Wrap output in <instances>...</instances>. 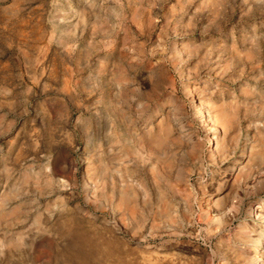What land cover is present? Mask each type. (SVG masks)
I'll use <instances>...</instances> for the list:
<instances>
[{
    "label": "rangeland",
    "instance_id": "374dc122",
    "mask_svg": "<svg viewBox=\"0 0 264 264\" xmlns=\"http://www.w3.org/2000/svg\"><path fill=\"white\" fill-rule=\"evenodd\" d=\"M63 216L123 264H264V0H0V264Z\"/></svg>",
    "mask_w": 264,
    "mask_h": 264
},
{
    "label": "bare ground",
    "instance_id": "6f19581e",
    "mask_svg": "<svg viewBox=\"0 0 264 264\" xmlns=\"http://www.w3.org/2000/svg\"><path fill=\"white\" fill-rule=\"evenodd\" d=\"M195 115L204 123H212V118L206 116L200 106L196 107ZM53 231L58 239L63 240L64 246L54 252L52 264H123L126 261L123 257L131 256L133 253L131 250L117 248L114 244L115 240H103L98 238V235L94 237L88 231L73 226V223L64 216L58 218ZM130 260L133 264L137 259ZM165 264L184 263L174 255H170Z\"/></svg>",
    "mask_w": 264,
    "mask_h": 264
}]
</instances>
